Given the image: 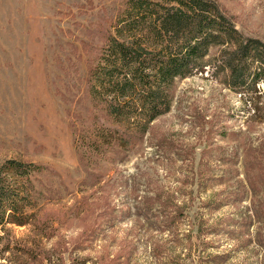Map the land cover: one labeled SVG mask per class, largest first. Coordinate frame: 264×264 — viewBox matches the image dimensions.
Segmentation results:
<instances>
[{
    "label": "rangeland",
    "instance_id": "rangeland-1",
    "mask_svg": "<svg viewBox=\"0 0 264 264\" xmlns=\"http://www.w3.org/2000/svg\"><path fill=\"white\" fill-rule=\"evenodd\" d=\"M129 1L0 0V170L36 166L18 177L33 215L0 230V264H264V85L227 87L220 47L173 80L133 148L76 143L123 129L90 95ZM215 1L264 41V0Z\"/></svg>",
    "mask_w": 264,
    "mask_h": 264
},
{
    "label": "trees",
    "instance_id": "trees-1",
    "mask_svg": "<svg viewBox=\"0 0 264 264\" xmlns=\"http://www.w3.org/2000/svg\"><path fill=\"white\" fill-rule=\"evenodd\" d=\"M124 14L94 69L90 95L123 129L97 127L86 142L76 137L85 150L133 148L150 122L169 110L173 80L207 65L203 58L212 46L220 47L214 68L227 87L260 93L264 41L238 30L215 0H130ZM32 168L9 160L0 170L2 231L8 224L30 223L33 214L25 210L30 197L18 177Z\"/></svg>",
    "mask_w": 264,
    "mask_h": 264
}]
</instances>
